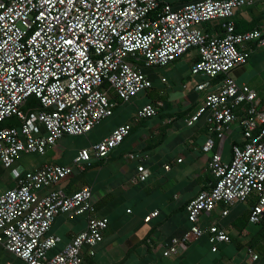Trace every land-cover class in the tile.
Returning <instances> with one entry per match:
<instances>
[{
  "label": "built area",
  "instance_id": "1",
  "mask_svg": "<svg viewBox=\"0 0 264 264\" xmlns=\"http://www.w3.org/2000/svg\"><path fill=\"white\" fill-rule=\"evenodd\" d=\"M253 3L203 0L178 9L166 3L155 15L160 0H98V4L76 0L74 6L68 0L63 4L59 0L50 4L43 0H0V123L13 117L20 122L19 126L0 128V169L9 171L17 182L0 195V246L27 264H85L86 247L95 256L94 247L104 240L110 221L96 215L92 188L73 194L61 189L40 194L71 176L73 166L45 164L28 171L17 167V160L22 154L44 155L64 137L90 133L113 116L117 107L113 94L123 102L132 100L153 88L146 69L165 68L191 52L197 58L193 75L225 78L217 91L206 96L189 124L206 116L211 133L223 139L238 122L245 142L233 146L229 162L220 153H213L209 170L214 183L189 202L186 210L191 227L183 238L168 245L164 257L177 255L180 245L206 235L211 244L230 242L217 222L207 228L200 226L202 216L220 205L230 207L256 196L250 223L262 224L264 98L231 75L249 62L254 49L264 47V25L246 32L236 30L237 11ZM65 12L69 16H64ZM215 20L222 25L221 33L211 34L206 25ZM65 22L77 37H94L88 48L91 55L75 70L79 56L65 43L67 30H59ZM41 54H47L51 63L41 62ZM89 60L94 63L89 64ZM208 84L197 89L204 90ZM30 97L40 101L41 109L25 110ZM161 106L158 101L140 108L133 121L118 126L91 148L81 149L74 165L84 171L93 158L107 159L135 124L158 116ZM214 148L212 138L203 149L212 152ZM149 177L147 168L140 164L135 182L145 183ZM228 213L227 209L222 211L224 216ZM62 214L86 216L88 225L61 252L50 255L61 242L50 231ZM158 214L152 213L146 222ZM251 258L258 260L259 255L252 251Z\"/></svg>",
  "mask_w": 264,
  "mask_h": 264
},
{
  "label": "crops",
  "instance_id": "2",
  "mask_svg": "<svg viewBox=\"0 0 264 264\" xmlns=\"http://www.w3.org/2000/svg\"><path fill=\"white\" fill-rule=\"evenodd\" d=\"M253 1L254 5L237 11L235 20L251 23L260 18L262 26L264 0ZM167 2L174 4L175 9L183 5L182 0ZM195 62V53L191 52L165 68L145 71L153 81V88L128 102L120 103L110 117L113 122L97 143L118 126L133 121L138 110L145 105L160 101L164 108L160 115L135 124L131 134L107 159L93 158L92 163L84 171L81 170L74 165L80 150L67 149L63 142L65 137L44 155L22 154L18 158L17 167L28 171L39 169L45 164L73 166L71 176L40 194L54 189L73 194L87 186L92 188L96 215L108 218L110 225L104 240L94 247L95 256L90 255V248L84 249L85 264H124L132 252L142 250L143 254L145 250L155 252L162 258V264H264V222L255 225V229L250 228L254 224L250 223L252 204L249 201L230 207L220 205L211 214L201 218L202 228L217 222L229 235L230 242L211 244L206 235L202 237L205 241L200 238L182 244L177 255L164 257L168 245L176 238H183L191 227L187 205L202 191L209 190L214 182L209 170L213 153H220L229 162L233 146L245 142L238 122L231 126L223 139L211 133L206 116L189 124L206 96L217 91L222 83L211 82V78L202 74L193 75L191 69ZM231 75L237 83L246 84L257 91L261 84L264 86V47L254 49L249 62L235 68ZM163 79L166 81L163 82ZM178 82H181L182 87L177 85ZM206 83H209L206 89H197ZM150 91L156 94L154 98ZM212 138H215V148L212 152H205L203 148ZM140 164L150 173L146 183L135 182ZM167 166L170 168L167 169ZM6 173L9 171L0 169V177ZM14 182V186L0 195L14 188L17 185ZM224 209L229 211L227 216L222 214ZM154 212L159 214L146 222V218ZM87 225L86 216L59 215L50 231V235L61 238V242L51 251L53 255L61 252ZM215 246L216 251L213 250ZM252 251L259 255L258 260H252ZM120 255L122 259H113ZM0 264L27 263L0 246Z\"/></svg>",
  "mask_w": 264,
  "mask_h": 264
},
{
  "label": "rangeland",
  "instance_id": "3",
  "mask_svg": "<svg viewBox=\"0 0 264 264\" xmlns=\"http://www.w3.org/2000/svg\"><path fill=\"white\" fill-rule=\"evenodd\" d=\"M173 1V0H169ZM158 68L154 69H147L148 71H156ZM181 82H178L177 85L180 86ZM182 87V85H181ZM178 89V88H177ZM151 97H155L156 94L153 91H150ZM258 93L262 98H264V86L261 84V88H259ZM113 122V118H110L106 121H104L101 125L97 126L96 129H94L91 133L85 134L83 136H67L63 139V142H65V147L69 150H81L84 147L85 148H91L93 145L97 143L99 138L103 135L104 131L111 125ZM10 173V172H9ZM9 173H6L2 177H0V193L8 189L9 187L14 186L15 182L11 175ZM215 217V215H214ZM251 229H255V225H252L250 227ZM202 241H205V238H202ZM50 255H53V252H50ZM123 256H114L113 259H122ZM162 258L157 256L155 252L149 253L147 250H145V254H143V250L139 252H132L129 256H127L126 261L124 264H162Z\"/></svg>",
  "mask_w": 264,
  "mask_h": 264
},
{
  "label": "trees",
  "instance_id": "4",
  "mask_svg": "<svg viewBox=\"0 0 264 264\" xmlns=\"http://www.w3.org/2000/svg\"><path fill=\"white\" fill-rule=\"evenodd\" d=\"M200 1H203V0H200ZM200 1H198V0H182V3H183L182 6H184L186 4H190V3L200 2ZM166 3H168L167 0H160V7L155 11L154 14L157 15L162 10L163 6ZM169 4H171L174 7V4H172V3H169ZM254 4H255V2L252 5H254ZM235 24H236L237 32H246V31H250L252 29H255V28L259 27L260 26V18L254 19V21H252L251 23H249L247 21H243V20H235ZM206 28H207V31L209 33H211V34L221 33L222 25L220 24V22L218 20H215L213 22L208 23L206 25ZM196 61H197V58H196ZM224 78H225L224 75H221V76L216 77V78H211V82L217 83V82L223 81ZM112 96H113V99L117 102V106L120 103L123 102L117 96H115L114 94ZM154 104H156V102H154ZM163 108H164L163 106H161L159 108L158 115H160V113L162 112ZM39 109H41L40 101L36 97H30L28 99V102H27V105L25 107V110L26 111H35V110H39ZM19 125H20V122L18 121V119L16 117H13V118L7 119L4 122L0 123V128H2V127L19 126ZM249 202L252 204V206H254L257 203L256 196H253L249 200Z\"/></svg>",
  "mask_w": 264,
  "mask_h": 264
},
{
  "label": "snow or ice",
  "instance_id": "5",
  "mask_svg": "<svg viewBox=\"0 0 264 264\" xmlns=\"http://www.w3.org/2000/svg\"><path fill=\"white\" fill-rule=\"evenodd\" d=\"M43 2L45 4H50L52 0H43ZM59 2L63 4L65 0H59ZM68 2L70 4H73L74 6L76 0H68ZM80 2L87 3V0H80ZM93 2L98 4V0H93ZM63 15L69 16V13L65 12ZM41 16H44V12H41ZM56 23H57V27H59V22L57 21ZM76 27L81 33L84 32L83 29L79 28V25H77ZM59 30L61 32H64L65 30H67L69 38L65 41V43H67L71 47L74 56L75 55L79 56V60H77L76 65L74 66V69H73L75 70V67L83 65L84 61L88 60V57L91 55V53L88 51V48L90 46L91 40L94 39V37H91L90 34H85L84 37H77L75 34V31L69 28L67 22H65L64 28H60ZM112 31H115V28H113ZM41 55L43 57L41 62L51 63V61L47 60V54H41ZM65 59H67L66 55H65ZM88 63L91 64V63H94V61L89 60ZM88 71H93V69L88 68ZM81 79H83V77Z\"/></svg>",
  "mask_w": 264,
  "mask_h": 264
}]
</instances>
